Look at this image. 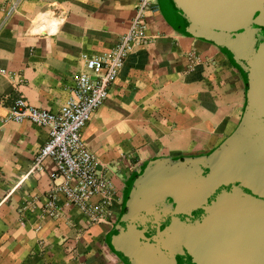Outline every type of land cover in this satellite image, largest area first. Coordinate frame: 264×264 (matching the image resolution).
<instances>
[{
    "label": "crops",
    "instance_id": "1",
    "mask_svg": "<svg viewBox=\"0 0 264 264\" xmlns=\"http://www.w3.org/2000/svg\"><path fill=\"white\" fill-rule=\"evenodd\" d=\"M137 1L0 0V264H217L183 237L173 184L209 171L244 127L254 80L241 31L201 27L175 0H153L149 39L126 56L82 133L115 190L103 222L60 193L57 215L46 214L60 180L51 158L32 165L48 128L4 119L20 95L56 112L84 60L126 32Z\"/></svg>",
    "mask_w": 264,
    "mask_h": 264
},
{
    "label": "water",
    "instance_id": "2",
    "mask_svg": "<svg viewBox=\"0 0 264 264\" xmlns=\"http://www.w3.org/2000/svg\"><path fill=\"white\" fill-rule=\"evenodd\" d=\"M197 25L241 31L254 95L243 129L209 171L173 184L179 229L217 264H264V0H175ZM174 190V188H173Z\"/></svg>",
    "mask_w": 264,
    "mask_h": 264
},
{
    "label": "built area",
    "instance_id": "3",
    "mask_svg": "<svg viewBox=\"0 0 264 264\" xmlns=\"http://www.w3.org/2000/svg\"><path fill=\"white\" fill-rule=\"evenodd\" d=\"M153 7V0H138L129 27L114 47L104 56H90L84 60V70L75 78L71 96L56 112L30 105L20 95L9 106L4 119L28 120L48 128L47 140L35 155L32 167L39 168L43 159L54 161L55 171L51 194L45 212L56 216L59 209L56 193L76 206L92 223H100L110 215L115 192L106 172L97 169V159L82 139L83 129L94 111L105 101L108 87L117 78L126 56L149 38L145 16ZM5 74L0 70V75ZM98 195L96 203L91 197Z\"/></svg>",
    "mask_w": 264,
    "mask_h": 264
}]
</instances>
